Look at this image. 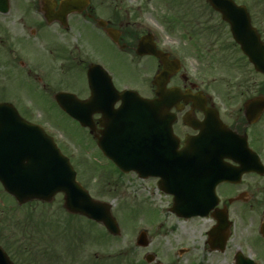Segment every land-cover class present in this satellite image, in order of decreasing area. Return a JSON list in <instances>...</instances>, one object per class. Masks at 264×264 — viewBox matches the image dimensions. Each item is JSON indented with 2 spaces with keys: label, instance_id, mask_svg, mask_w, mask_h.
<instances>
[{
  "label": "rangeland",
  "instance_id": "1",
  "mask_svg": "<svg viewBox=\"0 0 264 264\" xmlns=\"http://www.w3.org/2000/svg\"><path fill=\"white\" fill-rule=\"evenodd\" d=\"M186 1L190 2L123 0L124 4L128 5L129 18L133 19L130 27L139 32H156L160 43L182 58L185 71L202 88H224L227 87L228 81L240 87L258 86L263 78L250 64H243L239 69L234 60L210 63L207 49L204 46H195L200 38L193 36L191 29L199 26L200 20L196 19V14L201 12L195 10L194 3L186 5ZM240 2L247 4L254 15L264 14V0ZM181 14H187L183 20L185 23L175 17H181ZM173 20L178 25L170 26ZM215 22H218L217 18L210 21ZM98 33L84 29L67 35L58 34L59 40L70 53L68 58L53 56L52 78L37 81L40 86L47 83L45 89L43 88L45 92L33 79H28L27 82H24L23 77L0 79V97L16 101L23 115H30L55 136L64 152L71 157L78 170L79 179L95 197L113 204V213L121 226L120 235H112L101 223L92 222L82 215H70L62 207V194H58L51 205L52 221L57 222L61 217L67 218L65 238L68 237L71 245L72 238L80 234L83 242L80 246L66 248L69 252L67 264H70L71 258L76 257L78 252L84 254V264L92 255L114 257V264H127V255H131L134 261L140 263L145 259H138L136 252L139 249L136 239L133 240L131 235L137 233V238L142 229L148 231L151 240L143 252L156 254L155 261L150 264H235L234 254L237 249L241 246L245 249H249L250 245L253 248L257 246L254 240L251 243V238L256 232L261 216L248 217L247 213H243L244 207L240 205V222L234 214L233 232L226 249L211 250L207 243V230L215 223L212 216L189 219L177 217L169 210L172 203L166 194L133 172L116 171L110 160L106 159L97 147L89 129L83 127L57 104L54 93L60 89L71 90L81 97L89 94L86 69L91 61L102 63L113 73L114 82L120 88L132 87L145 93L151 85V78L156 71L151 58L144 57L132 63L129 55L121 52L101 32ZM205 39L201 37V41ZM253 128L254 131L260 132L261 139H264V115ZM254 182L256 181L253 176H246L240 190ZM260 185L263 187L255 190L254 195L264 200V178L261 179ZM53 228L55 233V224ZM181 248H186L187 251L180 253ZM143 252L141 255L145 258Z\"/></svg>",
  "mask_w": 264,
  "mask_h": 264
},
{
  "label": "flooded vegetation",
  "instance_id": "2",
  "mask_svg": "<svg viewBox=\"0 0 264 264\" xmlns=\"http://www.w3.org/2000/svg\"><path fill=\"white\" fill-rule=\"evenodd\" d=\"M235 1L240 4V0ZM191 3H194L195 10L206 15L207 21H212L214 18L218 21L198 31V34L206 38L198 43L207 48V57L210 62L217 63L228 59L229 54L226 53L228 49L235 47L240 51V45L233 38L230 24L222 20V14L212 8L209 0H191ZM65 4L69 11L67 14H65ZM127 6L123 0L120 2L117 0H0V79H12L19 76L35 80L51 78L54 45L64 52V45L60 43L58 34L67 35L84 29L105 33L121 52L131 55L132 59L150 56L136 54L137 45L143 33L139 35L130 27L133 19L131 20L128 16ZM57 15H62L63 18L50 20V16L57 17ZM253 24L264 41L263 21L259 20ZM106 27L119 31L118 41L115 42L112 39ZM150 36L158 47L163 48L156 33L152 32ZM170 57L175 56L170 52ZM157 67L159 70L163 68L160 61ZM193 82L187 72L182 69L173 72L170 76V86H180L183 92L191 90L194 96L181 98L177 105L172 107V111L176 114L173 127L178 139H172L167 147L163 144L162 149L167 148L172 154H181L182 150L185 152L184 147L189 136L192 140L188 150L192 160L191 165L206 172H224L223 166H226L225 170H228L229 166L230 168L240 166V135L248 132L250 146L264 158V139H261L260 132L254 131L253 124L247 123L244 107L240 105L241 96L245 92L256 95L262 93V88L245 90L231 86L228 81L227 87L204 89L196 82V85L192 87ZM154 93L155 88L152 85L146 94L154 96ZM203 102L210 108L211 118V126L207 129L208 135L204 138L205 144L202 137L198 136L202 130L201 127L190 125L185 120V118H191L203 121L207 118V113L199 107V104ZM228 130L233 132L230 137L225 136L229 134ZM153 142H161V140L154 139ZM245 175L253 176L256 182L247 184L242 190H240V178L238 182L224 181L218 185L220 206H227L230 214L232 216L235 214L239 222L240 205L244 207L243 213H247L248 217L261 216L256 232L251 238V243L254 240L257 246L253 248L249 244L250 250L242 246L239 249L242 251L240 264H243L245 256L253 257L256 264H264V200L254 195L255 190L263 187L260 181L264 175L256 172ZM141 179L152 183L161 193L163 192L160 181L163 185H168L175 180L174 177H162V175ZM241 191H246L245 199H240ZM0 195L3 196L0 198V245L14 264H67L68 252L65 238L67 221L64 218L60 222L52 221L53 201L33 199L20 203L3 189H0ZM167 196L172 202L173 196ZM235 196H239L238 199L230 201ZM53 224L56 226L55 233ZM75 244L77 246L83 244L80 235L76 238ZM137 248L139 249L136 252L138 259L142 261L141 254L146 247L137 245ZM144 253L145 251L143 255ZM84 261V254L78 252L76 257L71 258L70 264H84Z\"/></svg>",
  "mask_w": 264,
  "mask_h": 264
},
{
  "label": "water",
  "instance_id": "3",
  "mask_svg": "<svg viewBox=\"0 0 264 264\" xmlns=\"http://www.w3.org/2000/svg\"><path fill=\"white\" fill-rule=\"evenodd\" d=\"M210 1L230 21L235 38L256 69L264 72V42L254 33L255 28L252 27L247 7L240 5L237 12L234 10L237 6L233 0ZM108 32L114 37L113 29L108 28ZM138 53H153L160 57L165 66L154 80L157 85L155 98H146L133 89L118 90L111 75L98 63H91L88 69L91 88L88 98L81 99L74 93L65 91L56 93L55 97L65 110L83 125L90 127L104 152L123 171L136 170L140 176L157 175L160 171L155 168L154 161L160 162L163 158L155 160L149 157L144 160L140 139H177L173 131L175 117L170 109L178 95L174 87L168 88L166 85L170 72L178 69L180 64L154 44H147L146 36L141 38ZM120 99L121 104L116 108L115 104ZM202 108L206 110L205 107ZM263 111L264 96L259 95L247 101L245 113L249 122L257 121ZM96 112L103 113L100 119L103 129H97L93 118ZM187 121L193 123L191 119ZM206 125L207 120L202 122V126ZM21 139H26L24 146L14 144V141L20 142ZM10 142L16 147L12 154L5 153ZM190 145L192 140L188 142V147ZM253 170L264 174V164L259 155L248 146L247 136H240V168L236 171L240 173V181L244 172ZM178 173L181 176L192 175L196 180L182 182V185H192L189 188H164L166 192L174 194L171 210L178 216L191 217L208 215L215 209L213 214L217 224L209 231L208 243L212 249L224 250L231 234L232 221L226 208L216 207L219 202L216 186L224 179L232 180L236 174L231 171L221 175L198 172L188 174L183 171ZM0 180L20 202L34 198L52 200L57 192L62 191L64 206L68 211L102 222L112 233L118 234L121 231L112 213V204L94 198L78 181L77 171L70 158L61 152L53 137L46 134L41 126L21 117L9 102H0ZM138 242L148 244L145 231L140 233ZM154 258V254L148 255L149 261ZM0 264H14L1 247ZM236 264H240V252L236 254Z\"/></svg>",
  "mask_w": 264,
  "mask_h": 264
}]
</instances>
